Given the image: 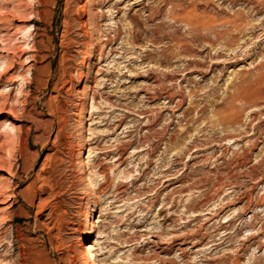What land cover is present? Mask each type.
<instances>
[{"label": "rangeland", "instance_id": "obj_1", "mask_svg": "<svg viewBox=\"0 0 264 264\" xmlns=\"http://www.w3.org/2000/svg\"><path fill=\"white\" fill-rule=\"evenodd\" d=\"M0 179V264H264V0H0Z\"/></svg>", "mask_w": 264, "mask_h": 264}, {"label": "bare ground", "instance_id": "obj_2", "mask_svg": "<svg viewBox=\"0 0 264 264\" xmlns=\"http://www.w3.org/2000/svg\"><path fill=\"white\" fill-rule=\"evenodd\" d=\"M196 25V24H195ZM110 38V37H109ZM104 45V44H103ZM7 71V70H6ZM5 75V74H4ZM168 97V96H167ZM85 134V133H84ZM83 134V135H84ZM82 153V152H81ZM88 164V163H87ZM90 170V167L87 166V168L82 169V172H84L85 174L87 173V171ZM84 174V176H85ZM86 177V176H85ZM1 180V179H0ZM90 180V178H89ZM3 183V182H2ZM2 183L0 182V194H5L6 192V186L4 188V186L2 185ZM90 184L91 187H93V181L92 179L88 182ZM6 185V184H5ZM94 191V189H93ZM94 195V192H93ZM1 201V199H0ZM92 203L95 202V198L92 199L91 201ZM94 207V206H93ZM93 209V208H92ZM91 209V210H92ZM92 217V216H91ZM95 225H96V219L94 217H92L91 222L89 223L88 229L86 231V237L83 240V248L81 250V253L85 255L84 258V262L83 264H92L93 263V258L92 255L94 254V248L91 245V241L94 237V234L96 233V229H95Z\"/></svg>", "mask_w": 264, "mask_h": 264}]
</instances>
